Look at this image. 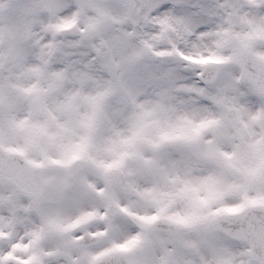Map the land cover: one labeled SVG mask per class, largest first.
I'll return each mask as SVG.
<instances>
[{"label":"clouds","instance_id":"obj_1","mask_svg":"<svg viewBox=\"0 0 264 264\" xmlns=\"http://www.w3.org/2000/svg\"><path fill=\"white\" fill-rule=\"evenodd\" d=\"M0 264H264V0H0Z\"/></svg>","mask_w":264,"mask_h":264},{"label":"snow or ice","instance_id":"obj_2","mask_svg":"<svg viewBox=\"0 0 264 264\" xmlns=\"http://www.w3.org/2000/svg\"><path fill=\"white\" fill-rule=\"evenodd\" d=\"M121 250H123V249H121Z\"/></svg>","mask_w":264,"mask_h":264}]
</instances>
